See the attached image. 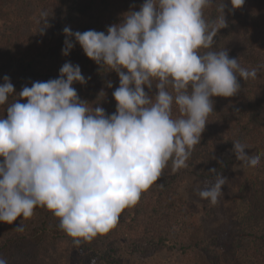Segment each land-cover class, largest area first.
Returning a JSON list of instances; mask_svg holds the SVG:
<instances>
[{
	"label": "clouds",
	"instance_id": "clouds-1",
	"mask_svg": "<svg viewBox=\"0 0 264 264\" xmlns=\"http://www.w3.org/2000/svg\"><path fill=\"white\" fill-rule=\"evenodd\" d=\"M244 3L227 0L232 10ZM213 5L218 15L209 21L205 9ZM227 5L225 0H144L106 31L73 32L65 26L63 56L78 44L99 68L116 73V109L110 115L100 106L102 99L79 98L73 84L88 79L79 65L66 62L57 78L32 82L18 93L5 75L0 223L28 220L42 207L75 244L90 242L117 225L121 212L137 204L169 161L173 171L187 167L214 112L213 98L234 97L239 81L257 77L256 68L242 67L225 48L210 50L228 26ZM104 96L102 89L98 97ZM9 97L15 99L8 103ZM232 145L237 160L259 165L264 154L248 155L240 141ZM208 172L215 174L216 168ZM226 180L216 174L214 182L197 189L198 196L217 204ZM13 231L24 228L18 224ZM0 264L7 261L0 257Z\"/></svg>",
	"mask_w": 264,
	"mask_h": 264
},
{
	"label": "trees",
	"instance_id": "trees-1",
	"mask_svg": "<svg viewBox=\"0 0 264 264\" xmlns=\"http://www.w3.org/2000/svg\"><path fill=\"white\" fill-rule=\"evenodd\" d=\"M144 0H0V83L7 75L16 93L35 81H47L59 76L66 62L79 65L87 83L73 84L81 100L99 103L106 115L115 112L112 93L119 86L114 72L99 68L76 44L68 56H63V29L73 32L106 31L118 24L124 13L139 10ZM227 5V0H225ZM215 5L205 9V19L216 18ZM227 27L214 38L212 49H226L230 58H237L248 70L257 69L255 79L241 80L239 93L231 98L214 97V112L208 117L200 144L191 151L185 170L200 178H213L230 163L221 161L222 154L234 155L232 143L240 141L252 148L254 155L264 154V0H245L232 10L225 7ZM43 34L41 27H46ZM203 51V50H202ZM112 83L108 88L107 83ZM104 90V98L98 93ZM152 90L151 94H154ZM15 97H9L11 103ZM26 102V101H22ZM0 106V116L5 115ZM174 116L177 115L175 109ZM222 152V153H221ZM217 154L219 156H217ZM258 175L240 187L245 204L236 240L221 253L214 264H264V155H261ZM216 168V173H209ZM173 171L171 161L160 178L140 196L137 204L124 209L117 225L90 242L75 244L59 228V221L45 208L34 209L28 220L18 218L11 225L0 223V257L7 264H124L127 254L173 249L171 240L158 237L148 243L136 233L140 215L154 205L163 208L175 196V183L183 171ZM148 213V212H147ZM22 224L24 231H13ZM139 237H141L139 239ZM143 243L138 246L137 243ZM226 253V254H225Z\"/></svg>",
	"mask_w": 264,
	"mask_h": 264
},
{
	"label": "rangeland",
	"instance_id": "rangeland-1",
	"mask_svg": "<svg viewBox=\"0 0 264 264\" xmlns=\"http://www.w3.org/2000/svg\"><path fill=\"white\" fill-rule=\"evenodd\" d=\"M245 151L248 155L255 154L252 148ZM221 157L220 162L230 163L220 172L227 180L217 204L211 205L197 194V189L214 182L215 177L200 178L179 170L184 173L176 179L171 204L156 210L153 205L140 215L136 225V233L148 243H154L158 237H167L173 249L153 250L145 245L140 253H126L124 264H214L221 253L229 249L227 245L236 240V231L245 212L240 187L258 175V169L246 166L230 152ZM143 245L137 243V247Z\"/></svg>",
	"mask_w": 264,
	"mask_h": 264
}]
</instances>
